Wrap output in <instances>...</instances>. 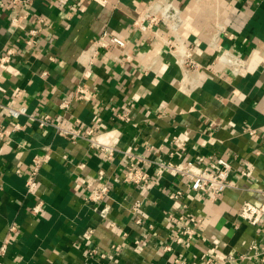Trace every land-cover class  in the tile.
<instances>
[{"label":"crops","instance_id":"crops-1","mask_svg":"<svg viewBox=\"0 0 264 264\" xmlns=\"http://www.w3.org/2000/svg\"><path fill=\"white\" fill-rule=\"evenodd\" d=\"M151 1L32 0L27 7L0 6V51H16L0 66V103L47 112L67 127H93V138L120 149L133 147L149 160L221 156L231 163L232 186L211 201L177 176L164 172L158 177L157 166L148 162L152 186L143 192L122 180L126 163L120 152L103 160L87 140L72 142L52 126L40 129L26 115L19 117L22 129L12 131L0 109L7 133L0 138V246L5 245L0 264H178L176 258L184 261L180 264H201L208 257L220 261L228 254L246 255L252 241L264 244V215L256 224L238 216L243 202L263 201L264 0H175L183 8L180 33L195 49L198 65L185 73L167 49L171 33L164 25L157 35L132 26L136 9ZM16 15L20 27L9 24ZM38 15L45 24L31 49L26 33L37 27ZM103 30L127 41L132 61L117 47L89 56L90 43ZM219 47L245 58L247 73L235 75L214 63ZM78 85L86 89L82 98L74 95ZM18 89L22 92L16 96ZM67 97L72 101L62 116L58 105ZM123 110L130 121L117 119ZM35 155L43 162L33 195L26 192L25 181ZM246 165L252 171L243 177L240 170ZM100 168L109 179V197L88 202V183ZM175 189L184 194L172 200L168 194ZM134 199L143 200L141 210L152 229L133 224ZM182 204L203 218L189 247L173 241L177 227L167 219L168 211L185 210ZM212 239L219 243L211 251ZM225 264L264 263L246 257Z\"/></svg>","mask_w":264,"mask_h":264},{"label":"built area","instance_id":"built-area-1","mask_svg":"<svg viewBox=\"0 0 264 264\" xmlns=\"http://www.w3.org/2000/svg\"><path fill=\"white\" fill-rule=\"evenodd\" d=\"M32 0H0V6L4 8H12L18 5L28 6ZM99 5H105L106 0H94ZM183 8L175 0H152L142 9H136V15L132 21V26L141 31H150L154 35L159 34V25L165 26L166 30L171 33V38L165 40L169 53L174 58L175 62L184 70V73L189 69H195L198 65L194 59L195 49L187 43L186 39L181 35L180 28L184 23ZM21 16H11L9 24L12 27H20ZM37 27H31L27 30L25 38V45L28 48L33 49L38 43V37L42 31V27L45 24V17L37 16ZM228 37H232V34H228ZM127 41L120 35L110 33L107 30H103L93 41L90 43L87 52L92 58L96 56L101 49H110L111 47L119 48L123 53V58L126 61H132L133 56L129 55L127 50ZM16 51L14 48H6L0 51V66H5L9 63ZM35 55V52H31ZM214 63H220L224 67L228 68L235 75H245L248 71V62L245 58L233 53L229 49L219 47L217 54L214 58ZM214 66V64H213ZM213 66H208L213 68ZM145 72V71H144ZM86 89L81 88L78 85L74 91V95L78 98L83 97ZM22 89H18L15 93L16 96L20 95ZM72 97L63 98L59 103V108L62 110L60 113L65 116L69 110ZM0 109L4 111V115L8 117L12 131H18L22 129L23 124L19 121V117L26 115L30 120L34 121L40 129H45L48 126H52L59 133L67 135L72 142L79 139H85L89 142V146L99 151L103 160L113 159L115 152H120L125 158L126 163L125 171L122 175L124 182L133 184L139 188L140 191L146 192L152 186L150 180V174L145 168V164L152 162L157 166L156 175L159 177L164 172L170 175L177 176L180 180L185 181L186 188L192 191L202 193L207 196L211 201L218 200L223 192L232 183L229 179L231 171V163L227 159L209 155L207 158L198 157L195 161H158L149 160L142 154L136 153L133 147H127L120 149L116 144L109 141H100L93 138V127L81 129V127L64 126L60 121L54 122L52 117L47 112L29 113L27 108L22 104L14 103H0ZM117 119L121 122H128L131 120V116L127 110H123L117 114ZM100 119L96 118V122ZM6 129L0 124V138L6 136ZM181 149L185 148L184 140L178 143ZM43 158L35 155L31 162L30 172L25 181V189L28 194L35 195L38 187L37 175L42 165ZM83 165V164H82ZM81 165V166H82ZM252 168L246 165L245 168L240 170L243 177L250 174ZM88 193L85 196L88 202H101L109 197V179L106 177L102 168L98 169L97 175L92 177L88 183ZM263 197V201L260 205H254L250 202H243L238 210V216L249 223L256 224L260 222L264 215V185L259 189ZM184 194L183 189H175L169 192L168 196L172 200L179 199ZM143 200L134 199L130 206V212L133 217V224L138 227L152 229L153 223L147 221L141 210ZM42 201L39 200L34 206L33 211L37 212L41 207ZM185 208L182 212H174L170 210L167 212V219L170 224L177 227L176 232L172 235L173 241L184 247H189L194 244L195 237L199 232V228L202 224L203 218L201 215L193 214L186 210V204H182ZM105 209H102L103 212ZM101 216H104V214ZM113 225V223H111ZM91 230L88 231L90 233ZM134 242L137 244L140 242L139 238H136ZM211 243L213 247L211 251L217 246L219 241L212 239ZM165 250H171L169 245L164 247ZM5 251V245L0 246V254ZM96 252L95 249L91 250ZM246 257H253L264 263V244L252 241L249 243V253L240 254L238 256L228 254L220 261H215L213 258H206L201 264H225V262H235L239 259ZM176 263H184L183 260L176 258ZM193 264H195L193 262Z\"/></svg>","mask_w":264,"mask_h":264}]
</instances>
